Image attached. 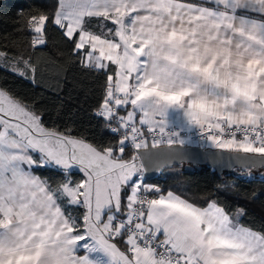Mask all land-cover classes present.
Returning <instances> with one entry per match:
<instances>
[{
  "label": "snow or ice",
  "instance_id": "1",
  "mask_svg": "<svg viewBox=\"0 0 264 264\" xmlns=\"http://www.w3.org/2000/svg\"><path fill=\"white\" fill-rule=\"evenodd\" d=\"M25 28L32 52L0 49V71L36 83L55 30L105 77L93 114L111 138L0 88V264H264L246 208L146 182L192 134L264 168V0H56Z\"/></svg>",
  "mask_w": 264,
  "mask_h": 264
},
{
  "label": "trees",
  "instance_id": "2",
  "mask_svg": "<svg viewBox=\"0 0 264 264\" xmlns=\"http://www.w3.org/2000/svg\"><path fill=\"white\" fill-rule=\"evenodd\" d=\"M56 0H0V49L5 47L21 53L32 52L30 37L25 28L29 13L52 10ZM22 14V15H21ZM46 48L34 55L39 66L37 82L0 71V88H7L26 103L44 112L48 126L72 127L91 140L106 142L111 138L103 127V120L94 116L103 92L105 77L85 72L72 64L69 46L58 32L51 30ZM236 168L220 177L210 166L186 170L183 164L162 169L149 182L192 197L218 199L231 209L244 207L248 215L244 222L254 227L264 223V168Z\"/></svg>",
  "mask_w": 264,
  "mask_h": 264
},
{
  "label": "water",
  "instance_id": "3",
  "mask_svg": "<svg viewBox=\"0 0 264 264\" xmlns=\"http://www.w3.org/2000/svg\"><path fill=\"white\" fill-rule=\"evenodd\" d=\"M177 149L178 154H176ZM152 151L158 152L159 150L154 149ZM234 155L212 147L201 148L186 144L176 146V149L171 150V153L166 149L164 155L153 161L151 170L146 174L147 180L155 179L162 169L178 164H183L186 170H194L207 165L216 170L217 174L222 177L224 172H234L236 168H246L243 161L231 158ZM261 169L259 167L253 168L255 171Z\"/></svg>",
  "mask_w": 264,
  "mask_h": 264
},
{
  "label": "built area",
  "instance_id": "4",
  "mask_svg": "<svg viewBox=\"0 0 264 264\" xmlns=\"http://www.w3.org/2000/svg\"><path fill=\"white\" fill-rule=\"evenodd\" d=\"M182 135H185L184 133H182ZM186 145H195V146H199L201 148H207L210 146H203V141L200 139V137L196 134H192V142L191 143H186ZM146 182L148 184H151L148 180H146Z\"/></svg>",
  "mask_w": 264,
  "mask_h": 264
},
{
  "label": "rangeland",
  "instance_id": "5",
  "mask_svg": "<svg viewBox=\"0 0 264 264\" xmlns=\"http://www.w3.org/2000/svg\"><path fill=\"white\" fill-rule=\"evenodd\" d=\"M244 173H245L246 175H251V174H249V170H245ZM251 173H252V172H251ZM263 174H264V172H261V175H263Z\"/></svg>",
  "mask_w": 264,
  "mask_h": 264
}]
</instances>
